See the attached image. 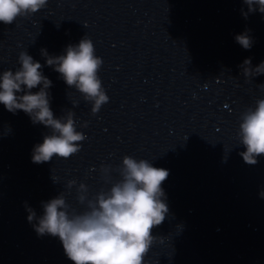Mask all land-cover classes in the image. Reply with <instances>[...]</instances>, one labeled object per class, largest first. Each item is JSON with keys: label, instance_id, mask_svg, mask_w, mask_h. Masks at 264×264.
<instances>
[{"label": "clouds", "instance_id": "9594fccd", "mask_svg": "<svg viewBox=\"0 0 264 264\" xmlns=\"http://www.w3.org/2000/svg\"><path fill=\"white\" fill-rule=\"evenodd\" d=\"M248 5L247 18L251 12L264 13V0H243ZM48 0H0V24L12 25L18 17H28L45 8ZM236 42L244 49H250L253 41L247 34H239ZM46 65L60 74L69 88H74L87 102H91L93 115L109 101L99 71L103 64L96 55L90 38L84 36L78 44H69L65 53L51 56L46 49L40 50ZM20 67L0 73V104L7 111L25 112L33 124H42L51 130L43 143L33 148L32 162H50L53 157L68 159L81 150L86 139L78 131L75 113L68 110L66 115L55 118L50 107L48 89L52 81L41 69L43 65L35 61L27 51L18 56ZM246 80L264 74V62L253 68L251 58L239 65ZM39 91L32 92V89ZM75 107V102L73 103ZM82 127H87L85 122ZM239 144L246 149L239 153L248 165H255L257 157L264 155V99H258L255 107L247 108L240 116L237 131ZM111 166H101L105 182L111 186L89 198L88 186L81 183L77 190V201L84 206L82 211L70 210L64 193L47 202H42L43 215L27 206V220L39 236L51 235L62 242L67 258L73 264H144V258L151 246L163 238L152 234L160 226L169 212L166 194L162 188L169 171L154 167L147 159L125 155L121 165L115 169L119 179L111 180ZM53 178V177H52ZM54 180V178H53ZM55 182V180H54ZM76 181H68L70 189ZM264 198V190L259 193Z\"/></svg>", "mask_w": 264, "mask_h": 264}]
</instances>
